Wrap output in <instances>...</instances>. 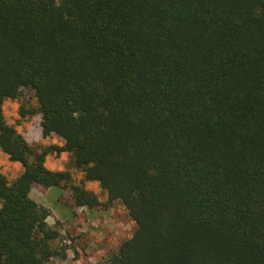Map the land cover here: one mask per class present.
<instances>
[{"label": "trees", "instance_id": "1", "mask_svg": "<svg viewBox=\"0 0 264 264\" xmlns=\"http://www.w3.org/2000/svg\"><path fill=\"white\" fill-rule=\"evenodd\" d=\"M25 88L61 145L6 123ZM0 152V264L64 259L29 193L96 208L85 182L135 226L108 264H264V0H0Z\"/></svg>", "mask_w": 264, "mask_h": 264}, {"label": "rangeland", "instance_id": "2", "mask_svg": "<svg viewBox=\"0 0 264 264\" xmlns=\"http://www.w3.org/2000/svg\"><path fill=\"white\" fill-rule=\"evenodd\" d=\"M3 105L6 123L13 126L32 148L38 150L47 145L62 144L54 136L42 137L40 115L25 118L18 115L21 108L24 111L35 108V99L30 89H22L15 101H6ZM69 160L66 153L49 154L46 156L45 167L51 171L68 170L73 183L78 185L82 179L81 173L71 167ZM21 171L20 164L10 162L0 152V173L12 180ZM83 185L97 196L101 203L98 207L88 209L73 206L70 189L52 187L45 191L32 189L29 193L32 200L49 209V225H54L56 221L60 223L61 238L55 244L65 249L66 257L52 258L47 264H108L111 254L134 231V223L120 202L107 203L106 195L96 182H85Z\"/></svg>", "mask_w": 264, "mask_h": 264}]
</instances>
